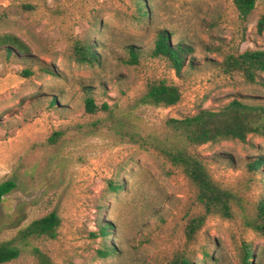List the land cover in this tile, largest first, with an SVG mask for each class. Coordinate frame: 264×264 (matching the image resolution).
I'll return each instance as SVG.
<instances>
[{"label":"rangeland","instance_id":"1","mask_svg":"<svg viewBox=\"0 0 264 264\" xmlns=\"http://www.w3.org/2000/svg\"><path fill=\"white\" fill-rule=\"evenodd\" d=\"M137 2L0 0V35H15L27 48L9 58L0 50V182L17 183L0 204V242L51 211L60 217L55 239L32 237L3 264H37L35 248L54 264H160L180 250L194 264H242L245 249L264 264V236L245 226L264 198V136L194 148L237 202L231 218L208 217L191 243L183 227L201 211L194 187L154 148L168 135L167 118L234 98L264 103V72L250 83L220 67L228 53L264 48V27L257 28L264 0L246 20L231 0H142L145 16ZM163 29L194 49L193 64L179 74L150 55ZM76 40L92 44L96 62L74 60ZM127 45H135L136 63L127 62ZM154 79L177 85L179 102L139 103ZM87 96L94 113L85 110ZM257 158L263 163L252 167ZM103 224L111 227L106 238L98 234ZM107 247L113 252L101 256Z\"/></svg>","mask_w":264,"mask_h":264},{"label":"trees","instance_id":"2","mask_svg":"<svg viewBox=\"0 0 264 264\" xmlns=\"http://www.w3.org/2000/svg\"><path fill=\"white\" fill-rule=\"evenodd\" d=\"M257 0H231L238 16L246 20L255 8ZM138 12L140 16L147 15L146 7L142 0H138ZM24 8H29L25 5ZM264 27V16L258 21L257 28L261 32ZM172 31L159 30L155 33L150 55L163 58L169 66L179 74L185 64H193L189 57L193 52L191 44L179 39L171 41ZM130 64L138 60V52L135 45L126 46ZM0 50L9 58L11 56L25 55L27 48L12 34L0 35ZM72 54L79 64H92L97 61V54L91 43L76 40ZM221 70L227 74H240L247 82L257 80L259 73L264 72V48L245 50L242 53H228L220 62ZM25 75H30L28 69H24ZM181 97L177 85L165 79H154L146 83L145 90L138 98L141 104L173 106ZM54 103V99L51 101ZM84 107L88 113H94L97 106L92 97L84 99ZM168 135L163 142L154 145L158 153L172 166L178 168L194 187V200L201 211L190 215L183 227V233L188 243L194 241L198 231L203 227L210 216L231 218L233 216V204L237 202L235 193L213 179L206 164L195 152L194 148L206 143H215L220 140L245 141L248 135L264 136V103H249L237 98L230 100L218 109H200L193 115L182 118H167L165 120ZM263 160L257 158L252 167H258ZM17 187L14 178H8L0 182V204L8 193ZM117 189L119 185H111ZM60 217L55 211L32 220L29 224L19 229L14 238L0 242V264L15 260L20 255L18 244L26 243L32 237H45L55 239L58 235ZM245 226L264 236V198L254 206L252 218L245 220ZM99 236L106 238L111 234V227L103 224L99 227ZM113 252L112 247L99 250L101 256H107ZM33 255L37 264H54L52 259L39 249H33ZM160 264H194L185 250H180ZM242 264H258L255 255L245 249L242 256Z\"/></svg>","mask_w":264,"mask_h":264}]
</instances>
